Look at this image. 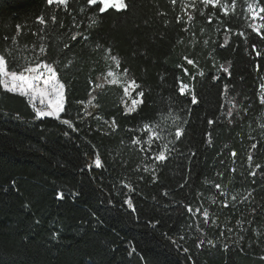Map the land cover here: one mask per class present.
<instances>
[{
	"label": "trees",
	"instance_id": "1",
	"mask_svg": "<svg viewBox=\"0 0 264 264\" xmlns=\"http://www.w3.org/2000/svg\"><path fill=\"white\" fill-rule=\"evenodd\" d=\"M126 3L132 7L103 15L86 32L87 41L66 35L73 17L81 31L90 23L86 0H69L67 11L58 10L65 27L57 25L49 39L48 60L60 62L58 72L66 85L61 119L70 118L73 128L54 118L34 119L25 97L0 88V264H264V105L258 100L264 82V29L256 33L248 27V4L264 3L237 0L229 16L209 6L206 11L217 12L211 24L198 12L187 23L179 4L169 0ZM54 7L45 0H0V52L7 46L14 55L30 58L40 43L32 35L40 27L35 17ZM17 24L27 26L13 46L3 37L15 35ZM226 35L228 43L220 47ZM63 43L71 51L58 56ZM109 47L146 94L136 112L125 114L122 100L131 101L119 86L94 87L109 67L115 68L105 58L103 49ZM69 59L74 63L64 68ZM180 82L188 86L184 96ZM93 96L95 107L88 105ZM230 101L236 105L231 117ZM169 110L187 123L176 151L165 161H154L161 141H154L151 150L147 143L131 141L147 140L139 130L145 122L159 123L161 134L174 139ZM257 164L262 168L256 169ZM252 170L255 176L248 174ZM249 190L252 197L243 199ZM240 236L244 239L237 244ZM200 240L204 243L197 248Z\"/></svg>",
	"mask_w": 264,
	"mask_h": 264
},
{
	"label": "snow or ice",
	"instance_id": "2",
	"mask_svg": "<svg viewBox=\"0 0 264 264\" xmlns=\"http://www.w3.org/2000/svg\"><path fill=\"white\" fill-rule=\"evenodd\" d=\"M169 2L176 6L179 4V8L181 12L187 16V23H191L194 19V13H199L201 16L207 18L209 24L213 22V18L217 16L216 11H212L209 13L206 9L211 6L212 9H218L219 13L223 16H229L230 12H234L237 6V0H169ZM46 5L48 6H55L52 8L50 13L42 12V14L35 17V23L39 25L37 31L32 32V35L39 37V47L33 49V55L29 57L18 56L14 55V49L12 47H5L3 52H0V88H3L8 93L18 94L21 97H25L28 100V103L32 106V109L35 113L34 119H42V118H55L57 120H61L64 125H67L69 128H73V123L70 118L68 119H61V114L66 112L65 104H66V95L65 89L66 85L62 82V77L59 75L58 66L59 60L56 61H49L48 60V50L50 45L48 43L51 36L56 31V26L58 25L59 28H64L65 24L63 21L58 19V10L63 7L65 11L68 10V3L69 0H45ZM261 3H264V0H261ZM87 11L91 13L88 17L90 23L87 25V28L84 31H81V24L78 23L73 17L72 25L68 29L67 36L70 37L71 41H77L78 37L82 38L83 40L87 41L89 36L86 34L90 29L94 28L99 20L102 18L103 15L109 13V10H116L117 12L121 10H127L132 7L129 3H126V0H86ZM202 6V7H201ZM175 10V9H174ZM248 10L251 13V17L253 21L259 19L261 23H250L248 25L249 28L252 29L253 32L260 33L261 29H264V7H261L260 4H248ZM81 11L84 12L85 8H81ZM158 15L163 16L166 15L165 13H158ZM177 23H181L183 18L181 15H177L175 17ZM164 23L167 25L169 21L165 20ZM49 24L52 25V29L50 31ZM27 25H16V34L12 35L11 37L5 35L3 39L5 41H11V45L17 46L18 45V38L22 33V29ZM76 29V31H72V29ZM184 31H188L187 28L183 29ZM219 31V28L217 29ZM201 32H204V29L201 28ZM227 31V30H226ZM243 35V33H239ZM62 42V41H61ZM182 42V41H179ZM209 41L205 40L204 44L207 45ZM214 43V42H213ZM228 43V36H225L224 44L219 45L220 47H224ZM27 48V46H25ZM97 49L102 48L101 45H96ZM67 49L71 51V47L69 43H63L62 48H58L57 55H64V50ZM95 50V49H94ZM106 53L105 58L110 59L112 63L115 65V68L109 67L105 74H102L98 77L102 83L95 84V88H104L105 84L112 85V86H119L122 89L123 97L130 99V105L127 104L124 100L122 103H125V114H130L136 112L137 109L144 104L145 102V92L140 84L137 83L136 79L130 74V70L126 67L122 68L121 61L116 55H111V47L107 49H103ZM257 55H261V53L257 52ZM187 64L195 66V61L193 59L188 58L187 56L184 57ZM74 61L69 59L66 64H64V68L70 67ZM259 64L257 65V70H259ZM221 70L223 72L229 73V69L221 65ZM185 73L187 74V69H185ZM200 75H203V72H200ZM213 79H217V77H213ZM264 79V78H261ZM89 83H92L91 79ZM187 85L183 82H180L179 85V93L180 95H186ZM259 93H258V100L260 105H264V82L259 84ZM228 90V85H225V91ZM134 93V95H133ZM96 98L93 96L92 99L88 101V105L95 107L96 105L93 101ZM38 101V104H37ZM191 103L193 105L198 103L197 96L193 93L191 96ZM232 105L227 112V115L231 117L233 115V109L236 107L234 103L230 101ZM223 107V106H222ZM252 106L249 105V108ZM245 113L249 111V109L243 110ZM86 116L92 115L90 112H85ZM79 118V117H78ZM97 119H101V117H96ZM167 118L172 119L173 127L175 128L174 131V139H169L167 136L162 135V129L160 128L159 123H150L145 122L143 124L142 129H139L141 132L147 134V140L143 141L141 138L133 137L132 143L133 144H141L147 143L149 146V150H151V146L154 141H161L162 148L158 154L153 156L154 161L162 162L168 158V155L171 152L176 151L175 143L176 141L180 140L182 134L184 132L183 125L187 123V120H182L179 116H173L171 110L167 113ZM16 119H20L19 116ZM164 117H161L163 120ZM178 122V123H177ZM105 123H108L105 121ZM208 123L211 125L213 123L212 120H209ZM115 119L113 118L111 122V127L115 130ZM264 128V124L261 125ZM76 130V129H73ZM67 135V133H65ZM264 135V134H262ZM171 145L172 147H169ZM253 149L257 147L256 143H253L251 146ZM195 155V153H193ZM233 156L236 155L235 152L232 153ZM249 166L251 167L252 156H248ZM95 165L97 167L101 166V160L99 156L95 159ZM155 165H153L154 167ZM256 169H261L262 166L257 164L255 166ZM145 171H148L145 168ZM233 172L235 169L232 170ZM249 175L255 176L256 171L252 170L248 173ZM185 185L181 184L180 187L183 188ZM216 189H221V184L215 185ZM221 195H226L225 192L221 191ZM253 192L249 190L247 196L243 197V199L247 200L248 198L252 197ZM58 198L62 199V194H58ZM233 201L236 200V196L232 197ZM125 203L128 205L129 208H132V203L130 200H125ZM223 206L225 208L228 207V202L225 201ZM189 213H192V208L188 207ZM201 211L200 208L196 209V212L199 213ZM256 209L253 208L252 212H255ZM203 218L204 222L208 223L209 220V211L208 209L203 210ZM213 224L216 223L215 220L212 221ZM237 225L242 224V221L237 220ZM251 223V221H249ZM227 231L229 233L232 232L231 228H228ZM54 235H56L54 233ZM221 237H224V232L221 231ZM180 239H184L180 237ZM244 237L240 236L237 240V244L239 241L243 240ZM176 243V241H173ZM204 243L203 240H200L196 247L200 248ZM208 244L213 245V241L208 240ZM224 249H228V245H223ZM185 252L188 251L187 248L184 249ZM133 252H135V248H133ZM264 259V257H261Z\"/></svg>",
	"mask_w": 264,
	"mask_h": 264
},
{
	"label": "rangeland",
	"instance_id": "3",
	"mask_svg": "<svg viewBox=\"0 0 264 264\" xmlns=\"http://www.w3.org/2000/svg\"><path fill=\"white\" fill-rule=\"evenodd\" d=\"M248 14H249V18H250V23H261V21L259 20V19H257L256 21H253L252 20V17H251V13L249 12V10H248ZM257 33V32H256ZM114 67H115V65H114ZM37 104H38V101H37ZM51 118V117H50ZM55 119V118H54Z\"/></svg>",
	"mask_w": 264,
	"mask_h": 264
}]
</instances>
